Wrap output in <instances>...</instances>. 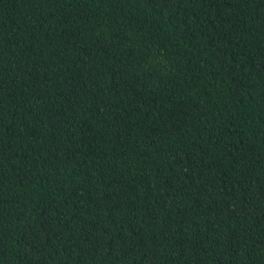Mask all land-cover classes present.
<instances>
[{
    "label": "trees",
    "instance_id": "trees-1",
    "mask_svg": "<svg viewBox=\"0 0 264 264\" xmlns=\"http://www.w3.org/2000/svg\"><path fill=\"white\" fill-rule=\"evenodd\" d=\"M0 264H264V0H0Z\"/></svg>",
    "mask_w": 264,
    "mask_h": 264
}]
</instances>
